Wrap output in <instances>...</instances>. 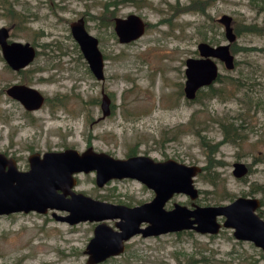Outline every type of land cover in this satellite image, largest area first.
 <instances>
[{
	"label": "rangeland",
	"instance_id": "rangeland-1",
	"mask_svg": "<svg viewBox=\"0 0 264 264\" xmlns=\"http://www.w3.org/2000/svg\"><path fill=\"white\" fill-rule=\"evenodd\" d=\"M191 1L195 0H58L53 4L0 0V27L8 29L9 40L28 42L35 49L32 61L19 72L10 70L0 54V152L15 158L17 170L26 167L31 152L82 151L88 146L115 158L135 154L158 161L171 158L201 166L193 178L196 204L255 197L264 219V34L251 31L261 27L262 12L251 0H198L196 5ZM127 12L138 14L146 26L139 39L122 44L113 32L112 17ZM221 14L231 17L235 34L229 44L233 67L225 69L213 59L220 80L216 77L211 85L224 95H209L203 87L187 100L182 92L184 60L197 56L199 42L212 46L226 42L216 21ZM78 17L98 40L102 80L93 77L71 36L68 24ZM225 77L240 81L242 88L233 91ZM15 82L40 91L44 99L38 110L26 112L7 96V87ZM246 86L252 90L245 93ZM101 91L109 100L104 118H99ZM222 126L237 131L227 140ZM236 161L247 166L240 178L231 174ZM76 179L75 191L106 202L135 205L152 197V191L134 179H113L100 188L94 184L93 172L78 173ZM172 202L191 201L175 193L165 206ZM28 214L0 218V263L10 262L16 258L14 252L22 251L30 264H82V254L72 257L59 249H81L86 224L68 227L49 216ZM178 237L170 233L144 239L139 253L167 246L173 249L176 264H264L257 247L234 241L227 228L212 236L187 231ZM49 247L54 253L51 261L41 262L45 255L38 253ZM56 255L61 259L56 260Z\"/></svg>",
	"mask_w": 264,
	"mask_h": 264
},
{
	"label": "water",
	"instance_id": "water-1",
	"mask_svg": "<svg viewBox=\"0 0 264 264\" xmlns=\"http://www.w3.org/2000/svg\"><path fill=\"white\" fill-rule=\"evenodd\" d=\"M217 22L222 26L226 42L215 46L199 42L196 44L197 56L184 60L182 92L187 100L194 99L198 89L211 85L216 79L217 66L213 59L220 61L225 69L233 67V55L229 51V44L235 40L231 17L221 14ZM113 32L119 43H127L143 33V22L135 14L113 18ZM70 33L93 77L102 80L103 58L96 37L84 30L81 19L70 24ZM7 37V29L0 27L2 58L12 69L26 66L34 57V48L27 42H7ZM6 93L25 110H36L43 101L41 94L28 86L13 85ZM99 107V118L109 114V100L102 91ZM27 160L28 169L20 171L16 169L12 158L0 153V214L19 211L44 213L47 209H54L66 211L64 217L55 218L70 224L85 220L116 219L118 231H112L104 225L95 228L86 247L93 261L119 254L122 247L117 244L134 234L159 235L188 229L214 234L219 228L215 220L218 215L224 216L222 226L233 229L236 239L249 240L264 251V220L256 213L260 202L255 197L238 196L225 205L191 204L192 208L189 209L174 203L169 210L163 208L164 203L175 193L184 194L191 201L197 198L193 178L199 173V166L186 165L173 159L157 161L145 155L115 158L104 152H95L90 146L82 152L71 148L46 151L40 156L30 155ZM5 166L7 169L3 171ZM91 171L94 172V182L98 187L111 179L130 178L152 190L153 197L140 205L127 207L74 192L71 189L75 183L73 174ZM246 173L245 163H232L231 174L234 178ZM140 223H146V226L138 228Z\"/></svg>",
	"mask_w": 264,
	"mask_h": 264
},
{
	"label": "flooded vegetation",
	"instance_id": "flooded-vegetation-1",
	"mask_svg": "<svg viewBox=\"0 0 264 264\" xmlns=\"http://www.w3.org/2000/svg\"><path fill=\"white\" fill-rule=\"evenodd\" d=\"M56 1H58V0H49V2L51 3V4H53V2H56ZM132 2V1H131ZM62 5L61 4H59V7H60V9H62V7H61ZM87 6H89V4L87 5ZM63 9H64V7H63ZM128 14H135L136 16H138L141 20H142V18L138 15V14H136V13H134V12H127V13H125V15H123V16H114V17H112V21H113V18H124V17H126ZM55 15H58L57 13L55 14ZM77 19H81L82 20V22H83V27H84V30L87 32V30L85 29V23H84V19H83V17H78V18H76L75 20H71L70 22H69V30H70V24L72 23V22H75ZM216 21H217V19H216ZM142 22H143V33H144V31H145V26H146V22L145 21H143L142 20ZM110 24V20H109V22H108V25ZM6 28V27H5ZM112 28H113V25H112ZM7 29V28H6ZM7 33H8V37H7V42H10V41H12V40H9V31H8V29H7ZM143 33L137 38V39H139L142 35H143ZM136 40V39H135ZM132 41H134V40H132ZM131 42V41H130ZM202 42H205V41H202ZM28 43V42H27ZM97 43H98V40H97ZM206 43H208V42H206ZM30 46H32L33 47V45H31L30 43H28ZM123 44H126V43H123ZM208 44H210V43H208ZM210 45H212V44H210ZM97 46H98V44H97ZM34 48V47H33ZM34 51H35V49H34ZM1 54V53H0ZM2 57V56H1ZM3 59V58H2ZM3 61L5 62V60L3 59ZM32 61V60H31ZM30 61V62H31ZM29 62V63H30ZM28 63V64H29ZM5 64L8 66V64L5 62ZM27 64V65H28ZM26 65V66H27ZM26 66H24V67H22V68H19V69H12L11 67H9L10 68V70H12V71H14V72H19V71H21L23 68H25ZM28 79V78H27ZM13 85H23V86H28V85H25V84H22L21 82H15V83H13L12 85H10L9 87H11V86H13ZM9 87H7V88H9ZM28 87H32V86H28ZM6 88V89H7ZM32 88H34V87H32ZM36 89V88H35ZM37 90V89H36ZM39 93H40V91L39 90H37ZM6 92V91H5ZM7 94V93H6ZM41 94V93H40ZM7 96H9V95H7ZM41 96L43 97V95L41 94ZM10 97V96H9ZM11 99H13V100H15L16 102H18L16 99H14V98H12V97H10ZM44 99V98H43ZM42 103H43V101H42ZM42 105V104H41ZM22 108H23V106H21ZM40 108V107H39ZM38 108V109H39ZM38 109H36V110H38ZM23 110H25L24 108H23ZM36 110H25L26 112H29V113H31V112H33V111H36ZM89 147V146H88ZM64 149H66V148H64ZM72 149V148H71ZM86 149V148H85ZM84 149V150H85ZM92 149V148H91ZM75 150V149H74ZM93 150V149H92ZM77 152H82V151H78V150H76ZM93 151H95V150H93ZM46 152V151H45ZM95 152H98V151H95ZM100 152V151H99ZM0 153H2V154H4L7 158H12L14 161H15V163H16V160H15V158H13L12 156H10V155H8V154H6V153H3V152H0ZM42 153H44V152H37V151H34V152H31L30 154H28V156H30V155H37V156H40ZM105 153V152H104ZM108 154V153H107ZM109 155V154H108ZM135 155H140V154H135ZM28 156L26 157V162H27V165H26V167L25 168H20V170L21 171H26L27 169H28V160H27V158H28ZM111 156V155H110ZM130 156H134V155H130ZM147 156V155H146ZM127 157H129V156H127ZM168 159H171V158H168ZM154 160V159H153ZM158 161V160H157ZM237 162V161H236ZM234 163V162H233ZM232 165V164H231ZM200 167V171H199V173L202 171V168H201V166H199ZM18 168V167H17ZM6 169H7V167L5 166V167H3V171H6ZM19 169V168H18ZM91 172H93V171H91ZM82 173V172H81ZM89 173V172H88ZM78 173H76V174H73V177H74V179H75V183H74V185L72 186V190L74 191V192H79V191H75L74 190V187L76 186V183H77V179H76V175H77ZM93 174H94V172H93ZM123 179H126V178H123ZM127 179H130V178H127ZM111 180H113V179H111ZM110 181V180H109ZM108 182V181H107ZM94 184H95V182H94ZM104 185V184H103ZM102 185V186H103ZM95 186H96V184H95ZM96 187H98V186H96ZM101 187V186H100ZM100 187H98V188H100ZM148 189V188H147ZM150 190V189H149ZM152 191V190H151ZM59 193H60V190L58 191ZM198 192V191H197ZM82 193V192H81ZM82 194H84V193H82ZM181 194V193H180ZM84 195H87V194H84ZM174 195V194H173ZM172 195V196H173ZM184 195V194H183ZM66 196H68V195H66ZM87 196H89V195H87ZM171 196V197H172ZM184 196H186V195H184ZM198 196V195H197ZM90 197V196H89ZM152 197H153V191H152ZM151 197V198H152ZM171 197L164 203V205H163V208L165 209V210H169V209H171L172 208V206H173V204L175 203V202H172L171 203V205H170V207L169 208H167L166 206H165V204L167 203V202H169L170 200H171ZM92 198V197H91ZM151 198L149 199V200H147V201H150L151 200ZM236 198V197H235ZM234 198V199H235ZM92 199H95V198H92ZM234 199H232V200H234ZM96 200H99V199H96ZM190 200V199H189ZM232 200H230V201H228L227 203H229V202H231ZM100 201H104V200H100ZM147 201H144V202H147ZM191 201V200H190ZM106 202V201H105ZM144 202H141V203H138V204H135V205H127V204H122V203H113V204H121V205H125V206H127V207H133V206H136V205H140V204H142V203H144ZM109 203H111V202H109ZM227 203H217V204H208V205H225V204H227ZM177 204H180V205H184V206H186L187 208H192L191 207V204H195V205H197V206H208V205H198V204H196L195 202H194V200L193 201H191V202H189L187 205L186 204H181V203H177ZM260 207H261V204H260ZM260 207H259V209H260ZM259 209H257L256 210V213L261 217V215L258 213V210ZM55 211H60V214H58V213H56ZM29 212H32V215L33 216H38L39 217V215H43L44 216V218L46 217V216H49V217H51L53 220H55V221H60L61 223H63L64 225H66V226H68V227H76V226H78L79 224H81V223H83V224H86V226H87V235H86V239H85V243H84V246L81 248V249H79V250H77V251H70V249L72 248L71 246H67L64 250H61V249H59V252L61 253V254H65V255H68L70 252H71V254H70V256H75V255H77V254H82V257H83V261H82V264H176L175 262H174V260H173V249H168V247L167 246H165V247H158V246H156V248H155V250H152V251H144V255H140V253L139 252H142V248H141V242L144 240V239H156V238H158L161 234H159V235H147V236H142L141 234H134V235H131L130 237H128L126 240H124V241H122V243H118L117 245L118 246H121L122 247V251L121 252H119V254H117V255H109V256H106V257H104L103 259H101V260H99V261H93V259L92 258H90L89 257V251H87V249H86V247H87V244L89 243V240L92 238V236H93V234H94V230H95V228L96 227H98L99 225H104V226H106V227H108V228H110L112 231H118V228L115 226V221H116V219H107V220H103V221H88V220H85V221H79V222H77V223H74V224H70V223H68V222H66V221H62V220H59V219H56L55 217H64L65 215H67V212L66 211H62V210H54V209H47L44 213H39V212H36V211H28V212H22V211H19V212H10V213H6V214H0V218H2V217H9V216H11V215H20V216H26V215H29L28 213ZM43 218V219H44ZM262 218V217H261ZM43 219H41V220H43ZM263 219V218H262ZM215 220H216V222L219 224V228H218V230H217V232L216 233H214V234H210V233H207V232H205V233H197L195 230H193V229H188V230H181V231H177V232H168V233H164V234H174V238L175 239H178V238H180V237H178V234H180V233H182V232H187V231H193L194 233H197V234H199V235H207V236H212V235H215V234H217L218 232H219V230L221 229V228H225L226 229V227H223L222 226V222L224 221V216H222V215H218V216H216V218H215ZM264 220V219H263ZM146 226V223H140L137 227L138 228H144ZM227 229H229L230 231H231V233H232V237L235 239L234 241H236V242H246V243H251L253 246H255L251 241H249V240H240V239H236L234 236H233V229H231V228H227ZM70 231H73V230H70ZM65 232H66V229H65ZM60 236H61V242L63 243V244H68V242L67 241H64V236L62 235V233H60ZM47 238H49V236H47ZM33 242V240L30 238L29 239V244H31ZM37 243H39L40 245H44V244H42L41 242H37ZM47 245H51L50 243H47ZM106 246H108L107 244H106ZM256 247V246H255ZM52 248L54 249V248H57V247H55V246H52ZM260 251H261V253H260V255H261V257H263L264 258V251L261 249V248H259V247H257ZM50 249H51V247H49L48 249H45V251H41V252H39L38 254H39V256H43V255H45V258H44V260H42L41 262H50L51 261V259H52V254H54V253H52V251H50ZM49 253H51L50 255H48ZM14 254H16V258L15 259H13V260H11L10 262H7V263H0V264H30V258H29V256L28 255H26V254H23L22 253V251H16V252H14ZM38 256V257H39ZM61 257L62 256H57L56 255V260H60L61 259ZM55 262H52V263H50V264H54ZM38 264H40V263H38ZM42 264H45V263H42ZM59 264H61V263H59ZM187 264H189V261H188V263ZM195 264V263H194ZM250 264H254V262L252 261Z\"/></svg>",
	"mask_w": 264,
	"mask_h": 264
},
{
	"label": "trees",
	"instance_id": "trees-1",
	"mask_svg": "<svg viewBox=\"0 0 264 264\" xmlns=\"http://www.w3.org/2000/svg\"><path fill=\"white\" fill-rule=\"evenodd\" d=\"M254 4H257V9L260 11V12H262V25H261V27H253L252 28V32H261V33H263L264 34V0H251ZM197 2H198V0H195V1H191V4H193V5H196L197 4ZM217 78L220 80V76L219 75H217ZM225 78H227V83H232L231 85H232V90L233 91H235V89H234V87L236 88V89H241L242 87H241V84H240V81H237V80H234V79H232L231 77H225ZM217 79V80H218ZM225 83V82H224ZM249 86H246V88H243V91L245 92V93H247V92H249V90H252V87H249ZM207 88V90H208V94L209 95H213V96H215V95H224L223 93L221 94V92L219 91V88H215V87H213L212 85H210V86H208V87H206ZM230 88V89H231ZM202 91L201 90H198L197 91V93L195 94V97H196V95L198 94V93H201ZM192 120V119H191ZM190 126H193L192 125V122L190 121V123H189V127ZM192 129H194V128H192ZM221 131H224V132H226L227 134L224 136V137H226L227 136V140H229V139H231V135H232V133H234V132H236L237 130L236 129H232L231 131H227L226 130V128L224 127V126H222V129H221ZM225 138L223 139V141H227ZM211 152H213V147L212 148H210L209 149V153H211Z\"/></svg>",
	"mask_w": 264,
	"mask_h": 264
}]
</instances>
